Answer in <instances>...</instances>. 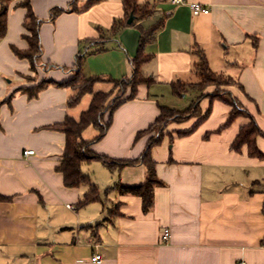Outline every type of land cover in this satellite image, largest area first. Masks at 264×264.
I'll list each match as a JSON object with an SVG mask.
<instances>
[{"label":"crops","instance_id":"1","mask_svg":"<svg viewBox=\"0 0 264 264\" xmlns=\"http://www.w3.org/2000/svg\"><path fill=\"white\" fill-rule=\"evenodd\" d=\"M89 1L32 0L42 21L43 52L35 70L13 52L29 48L27 10L16 2L10 6L0 41V264H264V159L251 157L247 146L232 150L251 119L241 116L222 128L231 106L201 99L202 114L211 108L210 115L198 126L199 117L171 122L151 150L162 182L154 189L151 211H143L142 198L116 188L145 184L141 162L112 169L98 160L83 164L100 200L81 207L89 188L65 185L58 167L66 134L53 126L67 117L78 120L93 95L70 107L68 88L50 85L35 98L25 92L43 81L67 82L80 69L97 79L94 93H107L111 88L96 90L97 83L130 78L141 31L161 24L144 46L149 60L141 71L149 83L106 113L111 124L102 138L97 140L94 126L88 137L89 128L83 132L89 149L111 161L140 160L154 133L139 139L137 134L156 122L161 108L185 111L198 98L191 87L175 94L173 84L198 83L195 67L202 55L213 72L242 86L231 92L264 134V0H138L151 11L132 24L123 0L87 8ZM190 3L210 11L194 15ZM55 8L63 12L51 21ZM131 93L128 89L121 101ZM86 96H91L87 110H78ZM186 96L193 98L190 105L183 102ZM256 145L264 154V135ZM96 254L101 263L92 261Z\"/></svg>","mask_w":264,"mask_h":264},{"label":"trees","instance_id":"2","mask_svg":"<svg viewBox=\"0 0 264 264\" xmlns=\"http://www.w3.org/2000/svg\"><path fill=\"white\" fill-rule=\"evenodd\" d=\"M102 0H90L87 8L90 6L99 3ZM16 2L15 7H23L27 10L24 27L27 31L24 34V39L28 42L29 48L25 51H20L16 48H13V52L19 58L27 59L31 63V67L35 70L36 65L39 63L42 56V45L40 37V25L42 21L36 16L32 8V0H0V41L5 38L8 28V13L12 3ZM124 10L126 16L129 19L131 15H134L135 18H144L150 13V9L147 5H140L138 0H123ZM63 12L60 8H55L51 10L50 20L53 21L56 17ZM125 26V24H123ZM161 27V24L154 26L148 31H141V42L139 47V52L137 57L133 60V74L130 78L122 81L112 82L118 85H127L131 87V95L124 99L119 100L111 109L110 114L114 111L121 103L126 100L134 99L136 96V91L139 85L144 83H149L141 71V67L144 63L149 60V57L144 52L145 44L152 40L156 32ZM81 58L77 60V67L80 68ZM196 74L198 76V83L195 84H173L174 93L177 95L185 94L189 87L195 89L196 91H203L208 87H219L220 85H229L236 86L240 89H243L240 84L235 81L232 77L217 74L213 72L209 66V63L204 55L201 57V62L195 67ZM97 82L95 78L85 77L81 70L77 71V77L71 79L64 83H55L50 81H43L39 85L25 89V92L28 93L30 98H35L38 96V93L44 88L50 85H58L60 87H65L70 89L73 92V95L69 99V106L76 107L80 104L83 97L88 94L93 95L92 102L87 111L83 112L78 120L67 117L65 122L60 125L53 126V129L60 130L66 134V146L63 155V160L61 165L58 167V171L64 175V183L67 187H80L88 186L89 190L80 201L79 206L83 207L93 201L100 200V194L98 188L92 183V180L89 175L83 173L82 166L85 163H88L93 160L101 161L108 168H113L115 166L125 167L129 165H134L136 163H142L147 169V180L145 184L140 186H123L117 185L116 188L121 194H129L142 198L143 202V211L148 213L153 208L154 204V189L157 185H161L162 182L157 178L156 174V163L151 157V150L153 147L161 144L164 131L171 122H183L192 117H199V121L196 126L203 122L211 113V108L203 115L200 108V101L203 95L198 97L194 104L185 111H177L169 108H161V114L157 118L156 122L149 126L145 131L139 132L136 139H139L145 135L154 133L153 137L150 139L147 149L140 160L137 161H124V160H115L111 161L105 156H100L93 153L89 147L91 142L86 141L83 138V132L94 126L99 131V137L102 138L107 132L110 124L111 117L106 124H101L103 117L109 111L105 102L109 98L107 93L96 92L94 93V84ZM108 97V98H107ZM211 101L221 100L226 104L230 105L232 110L229 114L227 122L222 126L225 128L232 124L238 117L244 116L251 119V123L243 127L240 130L236 140L232 144V150L236 152H241L244 146L248 147V152L251 157L257 159H264V154L258 149L256 145V139L259 136L264 134L260 130L259 126L248 112L237 99H228L219 95L210 94L206 96Z\"/></svg>","mask_w":264,"mask_h":264},{"label":"rangeland","instance_id":"3","mask_svg":"<svg viewBox=\"0 0 264 264\" xmlns=\"http://www.w3.org/2000/svg\"><path fill=\"white\" fill-rule=\"evenodd\" d=\"M75 77H77V74L75 75ZM233 87H236V86H229V85H220L219 87H208L206 89H204L203 91H197L198 92V95L201 96L203 92V95L202 97L206 98V96H209L210 94H213V95H219V96H222V97H226L228 99H236L234 96H233V93L231 92L232 88ZM98 89H101L103 91H108V89L111 88V90H109L107 92V95L109 96V98L107 99V101L105 102V106H107V110L109 109V111L107 113H110L112 107L119 101L121 100V98L124 97L125 95V92L129 89H131V87H128L126 84L124 85H118V84H111V83H106V82H98L97 83V86H96V90ZM238 88V87H236ZM212 92V93H211ZM198 96V97H199ZM90 99H91V96H86L85 99L83 100L82 104L80 105L79 109L78 110H87L88 106H89V103H90ZM193 98L189 97V96H186L184 97L183 99V102L184 103H188V105H190L191 103V100ZM198 99V98H197ZM196 99V100H197ZM203 99V98H202ZM240 103V102H239ZM241 104V103H240ZM111 107V109H110ZM108 115V114H107ZM108 121V118L106 116L103 117L102 119V122L101 124H106ZM89 132H93V128H89L86 132H85V136H89Z\"/></svg>","mask_w":264,"mask_h":264},{"label":"built area","instance_id":"4","mask_svg":"<svg viewBox=\"0 0 264 264\" xmlns=\"http://www.w3.org/2000/svg\"><path fill=\"white\" fill-rule=\"evenodd\" d=\"M171 1L173 3H175V4H184V3H186V0H171ZM190 7H191L192 12H193L194 15L207 14L210 11L207 7H204L202 4H199V3H190ZM33 154H34L33 150L25 152V156L33 155ZM169 237H170L169 231L168 230H164V232H163V241L164 242H168L169 241ZM92 261L96 262V263H101L103 261V258H102L101 255L96 254V255L93 256ZM237 264H247V263L242 261V262H239Z\"/></svg>","mask_w":264,"mask_h":264},{"label":"water","instance_id":"5","mask_svg":"<svg viewBox=\"0 0 264 264\" xmlns=\"http://www.w3.org/2000/svg\"><path fill=\"white\" fill-rule=\"evenodd\" d=\"M134 20H135V16L131 15L130 18L128 19V24H132Z\"/></svg>","mask_w":264,"mask_h":264}]
</instances>
